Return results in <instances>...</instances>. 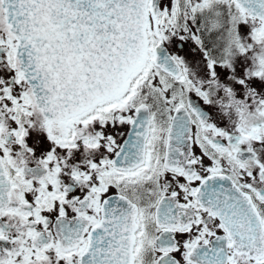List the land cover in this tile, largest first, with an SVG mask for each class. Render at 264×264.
<instances>
[{
    "label": "snow or ice",
    "instance_id": "6c2138e0",
    "mask_svg": "<svg viewBox=\"0 0 264 264\" xmlns=\"http://www.w3.org/2000/svg\"><path fill=\"white\" fill-rule=\"evenodd\" d=\"M0 264H264V0H0Z\"/></svg>",
    "mask_w": 264,
    "mask_h": 264
}]
</instances>
